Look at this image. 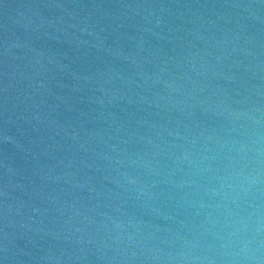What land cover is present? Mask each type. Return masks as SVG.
<instances>
[{
    "label": "water",
    "instance_id": "95a60500",
    "mask_svg": "<svg viewBox=\"0 0 264 264\" xmlns=\"http://www.w3.org/2000/svg\"><path fill=\"white\" fill-rule=\"evenodd\" d=\"M0 264H264V0H0Z\"/></svg>",
    "mask_w": 264,
    "mask_h": 264
}]
</instances>
